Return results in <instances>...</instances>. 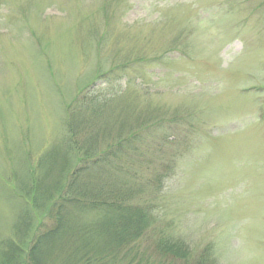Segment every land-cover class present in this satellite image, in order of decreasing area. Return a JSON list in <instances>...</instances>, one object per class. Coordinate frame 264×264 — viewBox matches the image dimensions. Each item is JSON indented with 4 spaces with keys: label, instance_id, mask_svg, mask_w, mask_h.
<instances>
[{
    "label": "rangeland",
    "instance_id": "1",
    "mask_svg": "<svg viewBox=\"0 0 264 264\" xmlns=\"http://www.w3.org/2000/svg\"><path fill=\"white\" fill-rule=\"evenodd\" d=\"M81 96L147 134L142 252L264 264V0H0V264L76 167Z\"/></svg>",
    "mask_w": 264,
    "mask_h": 264
},
{
    "label": "trees",
    "instance_id": "2",
    "mask_svg": "<svg viewBox=\"0 0 264 264\" xmlns=\"http://www.w3.org/2000/svg\"><path fill=\"white\" fill-rule=\"evenodd\" d=\"M89 101L79 97L66 123V147L78 155L75 169L27 244L28 225L20 224L22 241L8 245L5 264H192L189 251L167 238L155 244L158 258L141 251L155 215L142 203L133 157L145 149L147 134H132L131 119ZM37 189L45 197L42 186Z\"/></svg>",
    "mask_w": 264,
    "mask_h": 264
}]
</instances>
